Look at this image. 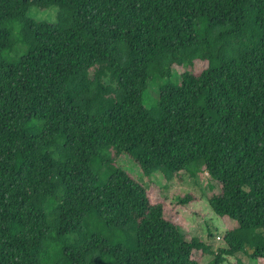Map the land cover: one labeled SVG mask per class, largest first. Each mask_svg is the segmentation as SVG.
I'll list each match as a JSON object with an SVG mask.
<instances>
[{"label": "trees", "instance_id": "1", "mask_svg": "<svg viewBox=\"0 0 264 264\" xmlns=\"http://www.w3.org/2000/svg\"><path fill=\"white\" fill-rule=\"evenodd\" d=\"M123 155L168 182L206 171L212 211L237 224L223 246L188 238ZM196 252L264 260V0H0V264Z\"/></svg>", "mask_w": 264, "mask_h": 264}, {"label": "rangeland", "instance_id": "2", "mask_svg": "<svg viewBox=\"0 0 264 264\" xmlns=\"http://www.w3.org/2000/svg\"><path fill=\"white\" fill-rule=\"evenodd\" d=\"M57 13V7L46 10L33 7L29 16L37 21L56 23ZM12 56L15 58V53ZM205 66V63L198 62L194 69L200 71ZM185 69L186 67L174 66V79L179 80ZM159 95L157 82H150L144 95L145 106L147 108L155 106L159 100ZM116 163L149 190L153 202L163 201L167 203V217L182 225L188 234V238L199 237L213 245L216 250L223 246V241H217L216 237L218 235L224 237L228 230L237 227L233 220L225 221L212 211L209 200L212 196L220 193V186L211 179L206 171L199 172L195 177L184 173L181 181L168 182L160 172L149 178L146 177L139 166L127 155L119 157ZM188 195H192L195 200L184 205L181 201ZM209 233H211V237ZM195 254L200 259V264H211L214 259L211 255L202 256L201 252ZM224 264H264V260H254L245 254H240L238 256H226Z\"/></svg>", "mask_w": 264, "mask_h": 264}, {"label": "built area", "instance_id": "3", "mask_svg": "<svg viewBox=\"0 0 264 264\" xmlns=\"http://www.w3.org/2000/svg\"><path fill=\"white\" fill-rule=\"evenodd\" d=\"M216 239H217V241H223V236L218 235V236L216 237Z\"/></svg>", "mask_w": 264, "mask_h": 264}]
</instances>
